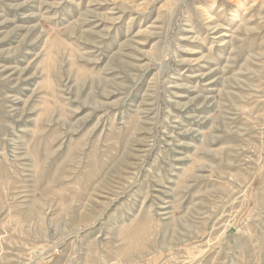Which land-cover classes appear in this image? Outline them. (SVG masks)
I'll return each mask as SVG.
<instances>
[{
	"label": "rangeland",
	"instance_id": "obj_1",
	"mask_svg": "<svg viewBox=\"0 0 264 264\" xmlns=\"http://www.w3.org/2000/svg\"><path fill=\"white\" fill-rule=\"evenodd\" d=\"M0 264H264V0H0Z\"/></svg>",
	"mask_w": 264,
	"mask_h": 264
},
{
	"label": "bare ground",
	"instance_id": "obj_2",
	"mask_svg": "<svg viewBox=\"0 0 264 264\" xmlns=\"http://www.w3.org/2000/svg\"><path fill=\"white\" fill-rule=\"evenodd\" d=\"M216 29H218V28H216ZM215 30V29H214Z\"/></svg>",
	"mask_w": 264,
	"mask_h": 264
}]
</instances>
